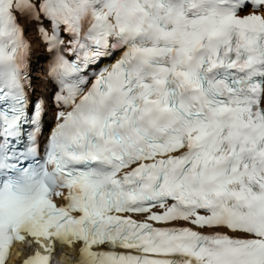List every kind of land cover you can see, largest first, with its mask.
<instances>
[{
  "label": "snow or ice",
  "instance_id": "obj_1",
  "mask_svg": "<svg viewBox=\"0 0 264 264\" xmlns=\"http://www.w3.org/2000/svg\"><path fill=\"white\" fill-rule=\"evenodd\" d=\"M58 255L264 264V0H0V264Z\"/></svg>",
  "mask_w": 264,
  "mask_h": 264
},
{
  "label": "bare ground",
  "instance_id": "obj_2",
  "mask_svg": "<svg viewBox=\"0 0 264 264\" xmlns=\"http://www.w3.org/2000/svg\"><path fill=\"white\" fill-rule=\"evenodd\" d=\"M38 55H41V52H40V51H35V52H34V59H35V57L38 56ZM36 67L38 68V70H37L38 72L35 73V77H38L39 80L42 81L43 78H44V71L46 70V61H42V62H40V64L37 65ZM41 91H43L42 87H38V88H37V92L39 93V92H41Z\"/></svg>",
  "mask_w": 264,
  "mask_h": 264
},
{
  "label": "rangeland",
  "instance_id": "obj_3",
  "mask_svg": "<svg viewBox=\"0 0 264 264\" xmlns=\"http://www.w3.org/2000/svg\"><path fill=\"white\" fill-rule=\"evenodd\" d=\"M35 68H37V67H35Z\"/></svg>",
  "mask_w": 264,
  "mask_h": 264
}]
</instances>
